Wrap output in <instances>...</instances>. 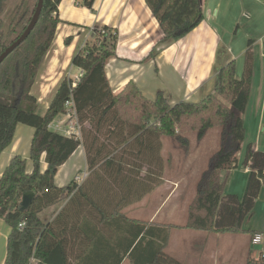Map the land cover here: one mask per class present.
Listing matches in <instances>:
<instances>
[{"label": "trees", "instance_id": "trees-1", "mask_svg": "<svg viewBox=\"0 0 264 264\" xmlns=\"http://www.w3.org/2000/svg\"><path fill=\"white\" fill-rule=\"evenodd\" d=\"M0 0V54L26 29L38 0H22L2 29L6 3ZM62 0H44L41 15L29 36L0 64V155L15 136L18 124L35 128L30 155L16 154L0 176V217L11 227L4 264H185L166 251L171 229L186 227L210 232L242 231L264 187V151L246 147L243 163L250 167L245 191L225 194L221 172L235 168L246 138V112L254 76L253 40L248 43L243 72L236 78V61L218 72L213 92L199 101L170 103L162 91L147 97L134 81L115 93L106 66L117 56L118 31L109 25L92 29V36L73 55L84 71L79 80L65 76L44 112L32 92L40 67L56 36ZM94 10L95 0H79ZM158 20L161 44L177 41L204 19L202 0H146ZM73 37L65 39L71 43ZM153 49L149 57H155ZM73 100L82 137L67 136L50 124L67 112ZM221 126L220 146L210 156L197 184L185 225L131 219L123 210L141 201L164 181L163 137L188 147V133L202 139ZM85 147L89 174L82 184L55 183L58 169ZM45 153L47 167L41 170ZM35 192L32 204L21 209L22 196ZM62 206L53 220L41 213ZM264 231V230H263ZM253 235L256 232H250ZM264 249V247H263ZM248 264H264V253Z\"/></svg>", "mask_w": 264, "mask_h": 264}, {"label": "crops", "instance_id": "crops-1", "mask_svg": "<svg viewBox=\"0 0 264 264\" xmlns=\"http://www.w3.org/2000/svg\"><path fill=\"white\" fill-rule=\"evenodd\" d=\"M202 7L204 19L196 28L177 41L161 44L158 20L146 0H95L94 10L80 4L79 0H62L59 5L61 22L40 67L35 84L39 78L41 80L35 95L48 108L52 100L50 97L53 98L62 78L68 76L76 81L83 76L84 71L72 64V58L76 50L91 38L92 29L97 26L109 25L118 31L117 56L106 66L113 91L119 93L129 81H134L147 97L155 99L162 91L171 104L179 100L199 101L213 92L220 68L231 60L236 61V78L240 79L245 52L249 41L253 40L255 66L249 103L244 114L246 138L238 153V165L221 172L225 194L242 196L250 172V167L243 163L246 147L251 144L254 150L264 151V0H202ZM69 36L73 39L66 44L65 39ZM58 39L65 50L59 51ZM155 48L158 54L149 57ZM52 60L56 61L53 69ZM59 116H62L59 122L55 124L53 121L50 128L64 134L58 127L69 126L77 118L67 113ZM209 131L202 139L193 137L194 132L188 134L190 145L183 151L185 161L181 176L180 173L173 175V170L169 172L166 153L170 144L167 136H164L166 167L163 183L141 201L126 207L123 214L131 219L157 224L185 225L200 176L210 156L220 146L219 132ZM25 132L29 133L28 142ZM34 132L33 127L18 124L12 143L0 155V176L16 154L27 159V171H33L30 149ZM46 167L43 153L41 170L44 171ZM83 172L89 174L85 147L80 145L59 167L55 183L65 186ZM83 181L76 182L82 184ZM263 191L264 187L259 198ZM61 208H48L41 215L51 221ZM249 215L247 225H244V221L243 230L239 232L174 227L166 251L185 264H248L249 257L258 258L264 250L252 247L250 233L264 230V212L257 221L261 224L259 228L257 224L255 227L251 225L257 223L253 222V210ZM10 231L11 227L0 217V264L5 263ZM125 260L129 261L125 258L121 264Z\"/></svg>", "mask_w": 264, "mask_h": 264}, {"label": "rangeland", "instance_id": "rangeland-1", "mask_svg": "<svg viewBox=\"0 0 264 264\" xmlns=\"http://www.w3.org/2000/svg\"><path fill=\"white\" fill-rule=\"evenodd\" d=\"M21 1L22 0H9L6 3V11L4 12L6 16L4 18V24H3V27H2V29H4L5 31L7 30V27H8V24L10 22V18L12 16V14L14 13L16 7L19 5V3ZM29 2H30L31 5L33 4V0H29ZM51 67H52L51 69H53V67H54L53 63L51 64ZM40 80H41V78L38 79V82L33 87V93L34 94L38 91ZM50 99H52V96L50 97ZM38 102H40V104H41V105H39L38 111L42 113V112H44V110L46 108L45 107V102L44 103L42 101H38ZM60 117H62V116H59L58 118H56L54 120L55 124L59 122ZM25 126L27 128H31L32 129L31 126H28V125H25ZM209 132H213V133L214 132H219V135H220L221 134V126L214 127L212 129H210ZM25 137H26V141L28 142L29 133L25 132ZM193 137H195L197 139V134L195 132H194V136ZM167 142H168V144H170V146L168 147V151L166 153L167 165H168V167L170 169L169 172L172 173V170H173V175L175 173L176 174L180 173L179 176H181V175H183V163L185 161V159H183L184 158L183 157V151L186 150V148L181 146L173 137H170V136H167ZM180 166H181V168H180ZM182 185H183V179H182ZM263 212H264V191L262 192L261 197L260 198L258 197V199L256 200L255 206L253 208V213H255V218H254L253 222H257L259 220V218L261 217V215L263 214ZM249 217H250V215L249 216L247 215L243 219V222L245 221L244 225H247ZM243 222H242V225H243ZM256 224L258 225V228L261 226V224H259V222L255 223V224H251V225L253 227H255ZM252 236H253V233L251 234V238H252ZM236 244H237V250H238L239 249V241H238V239H237ZM254 252L256 253L257 251H254ZM262 252L264 253V250ZM123 264H130V263H129L128 260H125Z\"/></svg>", "mask_w": 264, "mask_h": 264}, {"label": "water", "instance_id": "water-1", "mask_svg": "<svg viewBox=\"0 0 264 264\" xmlns=\"http://www.w3.org/2000/svg\"><path fill=\"white\" fill-rule=\"evenodd\" d=\"M44 0H38L37 6L33 15L32 20L30 21L29 25L26 27L24 32L14 41L12 42L1 54H0V64L4 61V59L16 48L18 47L31 33L34 29L35 25L37 24L39 17L41 15V11L43 9ZM35 198V192L27 191L22 196L21 201V209H27L33 202ZM252 247L256 250H263V246L261 244L252 245Z\"/></svg>", "mask_w": 264, "mask_h": 264}, {"label": "built area", "instance_id": "built-area-1", "mask_svg": "<svg viewBox=\"0 0 264 264\" xmlns=\"http://www.w3.org/2000/svg\"><path fill=\"white\" fill-rule=\"evenodd\" d=\"M66 107H67L66 113L68 115L76 116V110H75L73 100H68L66 102ZM76 118H77V116H76ZM58 128L63 130L64 135L75 136V137L80 138L81 124L78 121V119H76L74 122H72V124L69 126L64 125V127H58ZM87 175H88L87 172H83L82 174H80L79 176L76 177V181L82 182L86 178ZM251 243H252V245L261 244L264 247V231L256 232L251 238Z\"/></svg>", "mask_w": 264, "mask_h": 264}, {"label": "bare ground", "instance_id": "bare-ground-1", "mask_svg": "<svg viewBox=\"0 0 264 264\" xmlns=\"http://www.w3.org/2000/svg\"><path fill=\"white\" fill-rule=\"evenodd\" d=\"M58 43H59V47H60V50L59 51H63V50H65V48L61 45V42H60V39H58ZM69 51H68V53H70V49H68ZM59 51H56V53L57 52H59ZM55 60H52V63L55 65ZM52 68V67H51Z\"/></svg>", "mask_w": 264, "mask_h": 264}]
</instances>
